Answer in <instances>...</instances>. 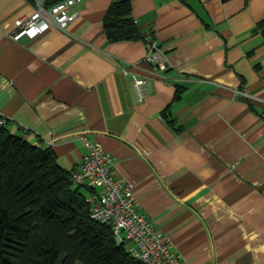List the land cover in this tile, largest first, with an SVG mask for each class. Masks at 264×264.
<instances>
[{"label": "crops", "instance_id": "1", "mask_svg": "<svg viewBox=\"0 0 264 264\" xmlns=\"http://www.w3.org/2000/svg\"><path fill=\"white\" fill-rule=\"evenodd\" d=\"M118 1L72 0L65 30L15 41L35 2L0 0L5 127L68 171L82 136L99 142L184 263L264 264V0H128L141 36L111 41ZM149 40L164 71L144 59ZM122 68L147 79L143 100Z\"/></svg>", "mask_w": 264, "mask_h": 264}, {"label": "trees", "instance_id": "2", "mask_svg": "<svg viewBox=\"0 0 264 264\" xmlns=\"http://www.w3.org/2000/svg\"><path fill=\"white\" fill-rule=\"evenodd\" d=\"M103 27L111 41L141 36L128 0L110 6ZM74 183L50 147L1 128L0 264H142L109 224L90 218L84 186Z\"/></svg>", "mask_w": 264, "mask_h": 264}, {"label": "built area", "instance_id": "3", "mask_svg": "<svg viewBox=\"0 0 264 264\" xmlns=\"http://www.w3.org/2000/svg\"><path fill=\"white\" fill-rule=\"evenodd\" d=\"M48 1L34 0V11L27 17L16 19V27L11 34L13 40L18 41L21 37L33 39L51 28L65 30L75 21L77 13L71 7L72 0H62L51 5ZM144 59L155 68V72L166 69V61L155 40H149ZM122 70L131 78L138 100H143V86L147 79L130 73L128 68ZM235 92L248 97L240 89ZM5 123L6 118L0 114V130ZM82 141L87 152L79 168L72 171V179L87 189L90 218L109 224L116 242L124 243L128 252L142 264H188L181 261L171 238L157 230L140 212L134 196V184L115 175L111 154L99 142L85 136H82Z\"/></svg>", "mask_w": 264, "mask_h": 264}, {"label": "rangeland", "instance_id": "4", "mask_svg": "<svg viewBox=\"0 0 264 264\" xmlns=\"http://www.w3.org/2000/svg\"><path fill=\"white\" fill-rule=\"evenodd\" d=\"M77 184L76 183H74V186H76ZM81 191H82V193H84V194H87V189L85 188V187H81ZM80 264V263H79Z\"/></svg>", "mask_w": 264, "mask_h": 264}]
</instances>
